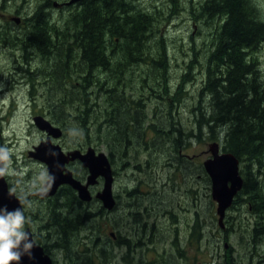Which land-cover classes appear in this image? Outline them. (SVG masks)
<instances>
[{"label":"trees","instance_id":"trees-1","mask_svg":"<svg viewBox=\"0 0 264 264\" xmlns=\"http://www.w3.org/2000/svg\"><path fill=\"white\" fill-rule=\"evenodd\" d=\"M205 5L211 7L221 23L219 32H216L217 41L213 50L203 52L197 59L198 52L192 51L196 60L192 59L185 66L176 87L172 82L176 76L171 75V64L165 65L162 58L155 59L164 51L165 41L155 46L159 55L148 57L147 67L126 66L127 52L146 53L150 51L146 50V45L154 52L153 46L146 42V31L142 28L149 27V15L145 17L137 13L120 20L123 24L117 30L124 33L120 37L128 49L119 53L117 58L109 55L96 29L100 27L101 15L97 18L84 15V34L80 36L68 35L69 22H62L56 28L57 42L63 49L58 52L60 47H56L61 71L58 75L52 73L55 81L56 77L59 80L55 96L71 110L65 114L62 111L52 114L51 122L67 130V120L71 124L69 129L84 137V146H103L114 174L118 175L124 162H130L135 165L138 175L144 172L153 174L160 164L164 172L179 173L181 177L173 176L162 182L155 178H148L146 182L142 177H139L141 180L137 178L134 189L120 194L125 199L123 207L126 209L118 212L108 214L99 205L84 208V237L91 240L89 247H93L94 252V258H88L84 253V264L114 259L116 247L123 250V263L129 264L132 244L129 227L134 230L139 226L147 228L153 243L163 233V245L170 264H197L200 242L212 226L219 235L217 239H224L228 249L219 256L210 250L209 259L199 264H233L235 254L228 244L231 237L238 240L242 249L238 254H242L245 262L247 258L251 264H264V56L262 65L258 60L260 50L264 49V9L257 0H208ZM207 12L210 18H214L211 11ZM78 22L75 23L76 29ZM132 26L137 32L135 38L131 37L132 32L128 33ZM142 35L144 38L141 40ZM75 39L79 42L75 56L71 59L68 53L71 61H66L64 47ZM13 41L2 37L1 43L11 46ZM42 42L43 39L36 40L33 33L26 32L17 46L36 47L38 44L41 47ZM129 43L135 51L130 49ZM79 50L83 60L77 65V70H73L71 63L77 61ZM45 54L43 59L48 60L49 56ZM194 71L201 74V86L197 96L194 94L192 98L191 108L186 104L187 111L182 112L177 108L182 106L189 86L195 83ZM76 72L83 80V84L78 86L74 78ZM79 95L82 97L78 98ZM151 100L156 102V106L151 107L155 114L153 120L146 116ZM48 106L50 108L49 103ZM163 135L165 137L162 138ZM196 140L205 144L217 142L224 152L239 159L243 185L230 209L243 207L245 213L252 217L249 225H238L235 229L233 217L226 215L224 230L219 228L216 205L210 196L209 178L201 160L196 154L184 153ZM142 152L147 155L146 161L139 159ZM140 184L149 189L145 197ZM201 184L205 189L204 197H209L210 205L214 207L208 222L201 215ZM72 195L67 194L68 203L75 201ZM72 208L65 215L67 220L55 224L53 237L64 247L74 245L80 234V211L74 206ZM145 208L147 211L143 213ZM155 212L160 216V224ZM150 214L152 221L147 219ZM119 217L121 221L126 220L128 226H117ZM100 219H108L111 227H118L115 242L111 243L107 238L101 243L100 232L89 234V229L98 230L91 226V222ZM132 219L135 222L129 223ZM247 247L252 248V254L248 256Z\"/></svg>","mask_w":264,"mask_h":264},{"label":"rangeland","instance_id":"rangeland-1","mask_svg":"<svg viewBox=\"0 0 264 264\" xmlns=\"http://www.w3.org/2000/svg\"><path fill=\"white\" fill-rule=\"evenodd\" d=\"M130 1H134V3L137 4V9L141 10L140 12H138V14L145 17H148L147 15H149V18L147 19L149 21V27L152 29L153 33H150V36L146 38V42H151V45L154 48V52L158 55L159 53L156 49L157 47L155 46H158L159 44H161L162 41H165V47H163L164 51H161V55H159L155 59L160 60V58H162L165 65L171 64V75H174V77L176 76L175 78H173L172 82L175 84L174 86L176 87L178 85L176 81L178 80L182 71H184L185 66H188V62L191 60V57L196 60L200 57L201 54H203V52L207 53L208 51L213 50L214 45L217 41L216 32H219V25L221 26L219 19L217 18L216 14H214L215 12L210 10L211 7L209 5H205V2L208 0ZM257 2L259 4H262V7L264 9V0H257ZM34 8L35 0H0V14L3 11L13 12V10L16 9L20 11V15L23 18H28L32 24H34L32 19L34 17ZM146 11L148 13H146ZM207 11H211L214 18H210ZM62 21H65V17L56 19L58 25H60L59 23ZM147 23L148 22H145V24ZM5 29V24L0 20V147L7 148L11 155V165L8 170V173L5 175L8 180V183L13 185V191H15L17 194H21L23 189V185L21 184L22 178H26L23 181L24 184L30 182H34L35 184L36 180H42L43 178H46L44 171L41 170V167H39L37 163H33L34 159L28 156V152L32 151V148L34 146H37L39 143L45 141V135L34 126L32 118L35 115H43L46 119L52 121L50 117L52 114H59V112L61 111L63 114H65L68 113L71 109L69 105H63L62 103H60V100L56 98L55 87L58 88L57 81L59 80H57L56 77V81L54 80L48 82L45 75L48 72L50 73V69L47 65L44 66L40 64L39 68L37 69L35 65L37 64V62H30V65L25 66L26 69L29 68L31 70L30 74L25 75H28V77H30L31 81L33 82L32 85H29L26 77H24L25 85L22 88L17 87L14 89L8 82H6L7 78H9V73L12 72L13 67L12 65H6V63L9 61L8 57H6L8 49H6V46L1 43L2 37H5ZM78 36L80 35L78 34ZM57 41L58 38L56 39V47H58L59 45L60 48L58 49V52H60L63 47L60 46V43H58ZM72 42L73 43L71 45H69V43H67V46L64 45V54H66L67 58L66 61L70 59L68 57V53H70L69 55L71 59L72 57L74 58L75 51L79 46V42L76 39ZM109 49L110 47H107V50ZM193 50L195 52H198L196 54V59L195 53L192 52ZM80 52L81 51L79 50V54L76 55L77 61L71 63L73 70H77V65H80V62L83 60V56L80 55ZM258 55L259 63L260 65H262L264 49H261ZM60 62V59L57 58L56 65L53 67V73L55 75H58L59 71H61ZM194 77L196 79L195 83L190 85L187 89L188 95L185 96V100L181 104L182 106L177 108L179 111L186 112V104H188L191 108L192 98L194 94L195 96H197V91L200 88L199 86H201V74L199 73V71H194ZM74 78L76 86H78L79 84H83L82 76L80 73L76 72ZM37 80L40 85L34 86ZM63 83L64 81H62V85ZM55 84L57 86H55ZM25 87H29L30 91L34 93L35 97L33 100L30 101L28 100V98H26L27 90L24 89ZM74 96L76 98V92L74 93ZM81 97V95L78 96V98ZM48 103L50 105V108L48 106ZM153 106H156V102L151 100L148 104V108L150 109L148 110L149 112L147 111L146 115L149 117L150 120L155 119L154 108H151ZM69 117L72 118V116ZM65 123L67 124L65 126L67 130L59 126L63 130L64 136L60 141L57 142V144L60 146H62L63 144L67 146L74 144L82 146L84 144V137L75 133V130L71 131V128L69 129V126H71V124L68 123L67 120ZM163 137H165V135H163L162 138ZM209 143L210 142L205 144V142L203 141L200 142L196 140L191 145V147L184 150V153L189 154L191 156H193V154L198 155V158H200L202 163L206 158L205 151L207 150V146L209 145ZM93 147L98 152H104L103 146ZM142 154V156H139V159H145L146 161L147 155H145V152H142ZM189 165L191 167L193 166V164ZM20 169L22 171H20ZM135 169L136 167L134 164L130 162L123 163L122 175H125V181L127 183L126 185H131L138 177H142L145 182L148 180V178H155L156 180H160V182H162L164 179H168L173 176H175L177 179H181L179 173L170 174L167 171L164 172L160 164H157L156 170L153 174L152 172H149V174L144 172L143 175H137L138 172L135 171ZM20 172H23L21 178L16 177V175ZM204 186L207 185L204 184ZM140 190L144 194V197L146 196V194H148L149 191V189L146 188L144 184H140ZM204 195L205 189H203V185L201 184V215L204 221L208 222V219L212 214L214 207H211L209 197L205 198ZM168 198H172V196H168ZM178 199L179 201L182 200L180 196L178 197ZM96 205L99 204H93V206ZM120 210L122 209L119 205L116 210H114V212H118ZM227 215L233 217V228L235 229H237L238 225H249L252 221V217L248 213H245L243 207H238V209H230L228 210ZM117 224V226H128V222L126 220L121 221L120 217L117 218ZM91 226L95 229L98 228V230L93 231L89 229V234L93 235L94 233L100 232L99 240L102 243L107 240V238H109L110 232H117L118 230V227H111V225L108 223V219H106L105 221L103 219H100L99 221L93 220L91 222ZM49 229L50 232H52V236H55V228ZM41 232L42 237L45 239L46 230L42 229ZM218 237L219 235L215 230V227L213 226L211 231H207V233L204 234V238L200 242V251L196 253L197 264H199L200 262L205 263L209 259L208 253L210 250H212L216 254V256L223 254L224 250L227 251L228 248H224L226 246L224 239L221 240L220 237L219 241V239H217ZM90 244L91 240H89L88 243L84 244V253L88 258H94L93 247H89ZM216 244H219V246H217ZM228 244L232 246V252L234 251L235 254L233 264H251L250 261H247V258L245 262V259L243 258L242 254H238L242 251V249L240 248V244H238V240H234V238L231 237V239L228 241ZM133 250L134 248L131 249L130 247L129 251ZM122 252L123 250L121 248L116 247V249L114 250V260L113 258H110V260L107 258L105 262H97L96 260L95 261L97 262V264H124L121 258ZM250 254H252V248L247 247L246 256ZM60 257L63 258L64 256L60 254ZM129 264H137L132 253H130L129 255Z\"/></svg>","mask_w":264,"mask_h":264},{"label":"flooded vegetation","instance_id":"flooded-vegetation-1","mask_svg":"<svg viewBox=\"0 0 264 264\" xmlns=\"http://www.w3.org/2000/svg\"><path fill=\"white\" fill-rule=\"evenodd\" d=\"M72 0H35V10L32 24L28 18H23L20 15V11L14 9L13 12L3 11L0 14V20L5 24L6 29L4 30L5 38H11L15 40L12 42V45L9 46L8 43L5 44L6 49H8V53L6 57H8V61L6 63L7 66L12 65V72L9 73V78H7L6 82H8L14 89L22 88L25 84V78H27L29 85H32L30 77L25 74H30L31 70L29 68H25V66L30 65L31 63L37 62L36 67L39 68L41 65H47L50 69V73L48 72L45 76L48 80L54 81L55 75L53 73V67L56 65L57 60V52H56V28L58 23L56 19L65 17V22H69V31H67L68 35L71 33L74 36L78 34H84V15H89L91 17L95 16L96 18L101 15V24L99 28H96L101 39L104 41V46L110 47L109 55L114 56L116 58L119 57V53H122L124 49L127 48L125 44V40L123 43V39L120 36H124V33H120V26H122V20L125 16L130 17L134 16L141 10H138L136 7V3L130 0H77L76 2H71ZM146 13H148L146 11ZM147 15V14H146ZM148 16V15H147ZM79 18V19H78ZM78 22V28H75V23ZM60 22L59 24L61 25ZM119 28V30H117ZM145 32V38L150 36L152 29L150 27L142 26ZM139 31V30H138ZM33 33L36 37V40L43 39V44L41 47L37 44L36 47H26L24 45L17 46L19 44V40L24 38L25 33ZM132 32L131 37H136L135 33L136 29L132 26L131 30L128 33ZM127 36V35H126ZM144 38V35L141 36V40ZM130 40V39H129ZM154 42V41H153ZM37 43V42H36ZM132 43V42H131ZM148 43V42H147ZM40 44V42H39ZM149 44V43H148ZM151 44V42H150ZM130 45V49L135 51L133 47ZM146 53L137 52L132 54L128 53V64L126 66H134V67H147L149 64L148 57H155L157 53L152 52L149 45H146ZM128 49V48H127ZM145 49V47L143 48ZM58 50V49H57ZM49 56L48 60L43 59V55ZM246 53V51H245ZM151 60V59H150ZM47 63V64H45ZM112 64L111 61L109 62ZM114 63V62H113ZM116 62L114 63L115 67H118ZM34 65V64H33ZM16 84V86H15ZM38 80L34 86H39ZM33 86V88H34ZM8 87V86H7ZM10 88V87H9ZM11 89V88H10ZM27 90V88H24ZM34 93L27 90L28 100L34 99ZM65 155L73 150H80L81 153H84V145L83 147L79 145H65L63 144L60 147ZM41 167V170L46 173V169L42 165H38ZM66 168L72 172L74 178L81 182L84 186V182L87 179L88 171L84 168V163L80 162L78 159L74 161H69L66 165ZM102 179L98 178L97 181L89 187V191L91 193H97L103 187ZM34 182L22 184L23 189L20 194L21 205L23 207V211L25 216L29 219L30 223L26 225L27 229L32 231V237L34 242L43 247L44 253L48 255L51 259L52 264H84V200H79L77 192L73 191V195L76 198L74 202H67L66 194L64 192H70V187L68 185L62 184L60 185L55 193L46 196H41L38 194L39 192L45 194L47 189H44L45 179H38ZM117 183L119 187V193L124 194L127 188L125 175H122V170H118ZM74 209L80 211L81 222L79 226V238L76 243L69 247H64L62 244L58 243L52 236V232H50L49 228H55V224L58 225L57 222H62L67 220L65 216L67 212L72 211V207ZM36 214H40L42 219L46 218L48 221V225L46 226V235L45 239L41 235V228L38 226L36 221ZM158 224L161 223V220L156 216ZM148 220L152 221L153 217L150 214L147 217ZM147 219H146V227H147ZM40 220V219H39ZM135 219L129 221V223H134ZM36 226V228H35ZM131 235L134 237L132 239L131 249L133 257L135 258L137 264H169L167 249L163 245V233L161 237L155 241L157 243L156 247L152 248V240L149 231L146 229H142L141 226L139 228H135L133 230L130 227ZM161 238V239H160ZM150 244V246H149ZM147 245V247H145ZM62 247V249H60ZM60 254L64 257L61 258ZM80 254V255H79ZM173 264V263H172Z\"/></svg>","mask_w":264,"mask_h":264},{"label":"water","instance_id":"water-1","mask_svg":"<svg viewBox=\"0 0 264 264\" xmlns=\"http://www.w3.org/2000/svg\"><path fill=\"white\" fill-rule=\"evenodd\" d=\"M74 1V0H73ZM37 129L46 134V140L41 142L30 156L33 159L43 163L47 167V178L54 176V183H49L45 187L49 189V195L53 194L61 184H67L78 192V197L84 202H90L92 199L88 187L96 182L98 177L104 180V188L96 195L102 206L107 210H112L114 200L111 187L113 182L112 171L107 157L103 153L95 154L94 149L88 148L84 154L78 150L70 151L66 155L60 149V146L51 143L52 139H59L62 132L59 128L53 126L42 116L33 118ZM211 157L207 159L203 166L211 183V196L217 204L218 223L223 228V219L227 209L232 205L236 194L241 190L242 179L239 175V161L232 154H219V147L213 143L209 146ZM78 159L84 163L88 169L89 176L84 186L72 178L70 172L64 171V165L69 161ZM6 205L9 210L22 208L18 198L9 190L6 180L0 177V206ZM35 244V243H34ZM19 264H52L47 255H44L40 246L34 245L31 249V256L23 255Z\"/></svg>","mask_w":264,"mask_h":264},{"label":"clouds","instance_id":"clouds-1","mask_svg":"<svg viewBox=\"0 0 264 264\" xmlns=\"http://www.w3.org/2000/svg\"><path fill=\"white\" fill-rule=\"evenodd\" d=\"M10 165L9 150L0 147V177L8 173ZM48 179L50 184L55 181L54 176ZM29 223L22 208L9 210L6 205L0 206V264H19L21 256H31L35 244L26 228Z\"/></svg>","mask_w":264,"mask_h":264},{"label":"bare ground","instance_id":"bare-ground-1","mask_svg":"<svg viewBox=\"0 0 264 264\" xmlns=\"http://www.w3.org/2000/svg\"><path fill=\"white\" fill-rule=\"evenodd\" d=\"M206 173V172H205ZM206 175H207V173H206ZM208 176V175H207Z\"/></svg>","mask_w":264,"mask_h":264}]
</instances>
